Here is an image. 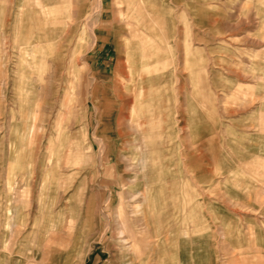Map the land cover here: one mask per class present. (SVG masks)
I'll list each match as a JSON object with an SVG mask.
<instances>
[{
	"label": "rangeland",
	"instance_id": "1",
	"mask_svg": "<svg viewBox=\"0 0 264 264\" xmlns=\"http://www.w3.org/2000/svg\"><path fill=\"white\" fill-rule=\"evenodd\" d=\"M0 264H264V0H0Z\"/></svg>",
	"mask_w": 264,
	"mask_h": 264
},
{
	"label": "crops",
	"instance_id": "2",
	"mask_svg": "<svg viewBox=\"0 0 264 264\" xmlns=\"http://www.w3.org/2000/svg\"><path fill=\"white\" fill-rule=\"evenodd\" d=\"M191 63H192V62H191ZM195 64H197V63H193V65H195ZM197 65H198V64H197ZM140 164H141L142 166H144L145 161L142 159V160L140 161ZM7 227H8V228H11L12 225H7Z\"/></svg>",
	"mask_w": 264,
	"mask_h": 264
}]
</instances>
